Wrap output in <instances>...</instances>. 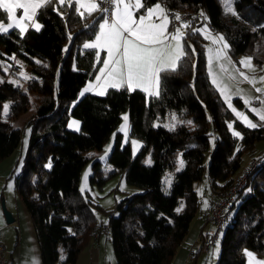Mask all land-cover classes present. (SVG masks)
Instances as JSON below:
<instances>
[{
	"label": "trees",
	"instance_id": "obj_1",
	"mask_svg": "<svg viewBox=\"0 0 264 264\" xmlns=\"http://www.w3.org/2000/svg\"><path fill=\"white\" fill-rule=\"evenodd\" d=\"M145 3L163 5L172 22L176 14L183 13L189 25L183 41L188 55L174 72L161 74L160 95L151 98L140 90L110 88L104 95L86 94L71 106L81 86L91 77L95 62L93 50L83 49L75 56L72 50L94 37L101 14L82 19L74 4L68 8L67 4L58 6L53 2L36 16L42 25L39 31L30 29L23 37L13 36L12 31L0 33L5 52L30 65L33 56L49 53L47 65H31L33 75L27 80L41 97L36 109L39 117L31 121L27 155L15 185L31 217L42 264H75L79 252L98 231L95 216L101 210L79 191L78 179L91 151L101 150L121 120L122 112L129 111V136L143 144L132 157L129 145L120 148L116 135L107 157L114 174L123 173L127 183L141 188L140 192L117 200L112 209L102 210L109 215L108 230L117 264H170L199 210L192 183L201 180L204 174L211 133L216 137L207 172L211 191L215 192L227 190L234 183L243 168V155L252 152L255 144L264 139V126H245L209 82L204 38L197 31L201 19L196 14L204 13L211 28L222 33L234 56L252 53L257 62H264V32L252 30L236 15L224 17L218 0H145ZM243 5L264 11V0H235L236 13L240 14ZM3 15L0 10V17ZM70 36L69 51L62 56V46ZM57 64L61 65L54 97L52 78ZM16 90L12 82H3L0 102L13 97ZM19 103V100L10 103L12 117L27 110V104L19 108ZM231 104L241 106L237 99ZM173 113L177 119L173 126H153L155 119L165 120ZM69 115L80 121L79 132L66 129ZM228 122H232V131ZM19 142L20 130L0 122V160ZM148 153L151 163L145 165L142 158ZM178 154L183 167L167 187L163 178L167 170L173 171ZM48 159L49 169L45 167ZM255 159L258 163L230 206L233 214L224 228L217 264H244L243 248L264 254V154ZM255 159H249L248 164ZM100 165V161H93L95 172L91 182H96Z\"/></svg>",
	"mask_w": 264,
	"mask_h": 264
},
{
	"label": "snow or ice",
	"instance_id": "obj_2",
	"mask_svg": "<svg viewBox=\"0 0 264 264\" xmlns=\"http://www.w3.org/2000/svg\"><path fill=\"white\" fill-rule=\"evenodd\" d=\"M222 2L227 3V0H222ZM56 3L60 6L67 4L68 8H72L75 4L74 10L82 19L85 18L86 14L91 17L94 12L101 13L94 39L83 45L85 49L93 50L96 61L101 67L97 70L95 83L89 84L81 95L94 89H98V95H104L109 88L120 89L124 87L128 90L140 89L149 96H159L161 74L174 72L179 62L188 55L183 43L184 34L181 27L187 28L189 25L183 23L181 27L174 26L173 31L170 32L171 20L167 10L160 3H156L154 6H146L145 0H56ZM52 4L53 0H0V10L11 21L7 25L0 23V33H7L13 28L24 33L29 27V23L26 22H31V26L39 31L42 25L36 22L35 18L39 10H46ZM141 9L143 11L137 18L136 13ZM18 10H22L19 18L17 17ZM55 10L59 11V8ZM226 12L236 14L230 5L226 7ZM154 17L160 22L156 23ZM174 18L177 21L181 19L178 14ZM204 35L205 39L211 38L213 44L224 41L223 36L212 38L206 29ZM226 48H228L227 43H223V47L216 50L215 58H227V54L223 50ZM211 51L209 49V52ZM102 52L106 54L103 60H101ZM192 52H195L194 48ZM212 59L210 56V73L212 72ZM241 64L245 67H251V59L241 61ZM221 71H227V69L221 65ZM241 75L244 74L241 73ZM231 78L234 79L235 77ZM244 79L253 85L256 82L246 75H244ZM212 82L217 85L225 101L229 102L228 106L232 108L228 89L218 83L215 75H213ZM261 82H264V77H261ZM255 90L264 95V89L257 88ZM244 103L250 107L252 113L259 117V120L264 121V109L251 107L252 102L249 99H245ZM259 103L264 104V99H259ZM8 107V105L4 106V115L7 114ZM232 111L248 127H257V124L249 120L243 113L235 108H232ZM123 120L126 128L128 117L125 115ZM187 123L191 124L192 122L188 121ZM228 127L231 129L233 125L229 124ZM234 135L243 138L239 132H234ZM133 143L136 142L133 141ZM180 165L183 167V161L180 162ZM180 210L182 209H177V211ZM246 255L255 259L250 252H246ZM33 264H37V262L33 261ZM256 264H264V261H256Z\"/></svg>",
	"mask_w": 264,
	"mask_h": 264
},
{
	"label": "crops",
	"instance_id": "obj_3",
	"mask_svg": "<svg viewBox=\"0 0 264 264\" xmlns=\"http://www.w3.org/2000/svg\"><path fill=\"white\" fill-rule=\"evenodd\" d=\"M53 2L56 3V0H53ZM155 4L156 3L151 4V5H146V6H154ZM56 5H58V4L56 3ZM161 6L163 8H165L163 5H161ZM75 7H76V5H75ZM21 11L22 10L17 11V17L18 18L20 16ZM82 11H83V9H82ZM142 11H143V9H141L139 12L136 13L137 18L139 17L140 12H142ZM167 12H168L169 18L171 20V23L169 24V31L171 32V31H173L174 26L172 23V16H171L170 12L168 10H167ZM100 14H101L100 12H94L93 13V15H96V16L100 15ZM199 14H201V13H199ZM35 20H36V22L41 24L37 20V18H35ZM154 20H155V17H154ZM10 22L11 21L6 18V14H4L3 16L0 17V23L7 25ZM99 22H100V20L98 21V23ZM155 22L159 23L160 21L155 20ZM26 23H29V27H28L27 31H29L30 29L35 30V28L31 26V22H26ZM98 23H97V25H98ZM183 23H186V21L180 22L178 25H175V27H178ZM201 29H203V31L206 29L207 32L211 34L212 38L219 37V34L222 35V33H220L219 31H216L213 28H211L208 21H206V20L202 21V22L200 21V23L198 24L197 30H199V32H200ZM10 31L13 32V36H18V37H23V35H25L27 33V31L24 33H20L19 30L16 28L10 29L8 32H10ZM200 33L202 34V36L205 40L206 71L208 74L209 82L217 90V92L219 93L222 100L225 101V98L221 94L220 89L217 87L216 84H214L212 82L213 75H215L218 83L221 84L222 86H225L228 89V95L231 98L230 100L237 99L240 101L241 106H235L233 104L238 109V111L243 113L247 117L251 116L252 117L251 121L253 123L257 124V127L264 126V121L259 120V117L255 113H252L250 111V107L245 105V103H244L245 99H249L252 102L251 107H256L258 109H264V104L259 103V99H264V95H262L261 93H257L255 90L257 88L264 89V82H261V77H264V62L261 60H260V62H257L252 53L239 54L235 58H233L228 49H223L224 52L227 54V58L216 59L215 58L216 50L221 49L223 47V43H227L226 39L224 38V41L221 43L213 44L211 38L205 39V35L202 32H200ZM93 39H94V37L92 39H88L84 42L85 43L90 42ZM208 40L211 41V43H209ZM209 49H211L212 51L209 52ZM105 55H106L105 53H103V52L101 53V60L104 59ZM41 56L48 58L49 53L48 52H41V53L33 56L30 60L31 64L36 63L37 59L40 58ZM210 56L213 58L212 64H211V68H212L211 73L209 72V57ZM247 56H250L252 59L251 67H245L244 65L241 64V61L248 59V58H246ZM11 57L12 58L15 57V61H18L20 63L19 64L20 66L24 63L25 66L29 67L28 68L29 73L27 74L28 77L24 80V83H26L27 85L30 84L29 81H27V80H30L31 75H33L32 71H31V67H30L31 65L28 64L27 62L23 61L22 59L18 58L16 55H13ZM47 61H48V59H47ZM221 65H223L227 69V71H221ZM100 67H101V65L99 63H97L96 57H95L94 70L92 72V75L81 86L79 92H83V90L86 87H88L89 84L95 83V77L98 74L97 70ZM252 69H254V70H252ZM250 70L257 73V76H255V77L251 76ZM241 73L248 76L250 79L255 80L256 81L255 84L253 85L252 83H249L248 80H245L244 75H241ZM251 74H253V73H251ZM231 77H235V78L233 79ZM19 80L23 81L22 77ZM5 81L12 82L13 85L17 87V89L23 88L22 87L23 84H20V82H17V83L13 82L11 80V78L9 79V76L4 78V81H2V83ZM2 83H0V84H2ZM52 87H53V85H52ZM109 89H107L106 92ZM135 90H140V89H135ZM97 91H98V89H94V90H91V91H88L85 93L98 95ZM130 91H132V90H130ZM140 91H142V90H140ZM142 92L146 95L147 98L154 97V96H149L144 91H142ZM226 103L228 105L229 102H226ZM229 109L231 110L232 108L229 107ZM24 113H21L18 115V117H19L18 120L16 118L13 120V117H11V118L9 117V121H10L9 125L11 126V128H16V129L18 128L20 130L19 122H24L21 124H25V122L26 123L29 122L25 118H22ZM10 114H11V110H10ZM125 115L128 117L127 112L124 113V116ZM233 115L236 117L235 113ZM171 117H173V114L169 117H165V121H162V122H161V119H159V120L155 119L153 122V126L156 127L158 125H162L165 127H169L168 125H166L167 121H169V123H172L174 125L177 121L176 116H175V119H173V120L171 119ZM237 119H239V118H237ZM128 121H129V117H128ZM128 121H127V126H128V130H129ZM2 124L5 125V122H2ZM243 124L245 126H247L245 123H243ZM67 125H68V123H67ZM124 125H125V121H124ZM112 135H113V132L109 135L108 138H111ZM133 141H135L136 143L134 144ZM262 141H264V139ZM28 143H29V141L27 142V148H28ZM257 143L255 144L252 152H250L248 154L247 153L244 154L248 158L246 160V164L244 165V167L248 165V162H249L248 160L250 158H252V157L257 158L261 154H264V147L260 148ZM142 144H143L142 141H140L139 139L132 138L128 144L130 147L131 154L132 155L135 154L136 150H138V152H139ZM27 148H26L25 152L22 154L23 148H20V150H18V146H17L8 156H6L5 158H3L0 161H3L4 159H7V158L13 159L15 157L18 158L17 161H19L20 159H22V161H24V159L27 155ZM138 152L135 155H137ZM135 155H133V156H135ZM181 161L182 160H180V158H179L177 161V164H180ZM142 163H143V161H142ZM100 167H101V165L99 166V170L101 169ZM22 171H23V168H21L20 173L15 177L14 186L16 185L17 177L22 173ZM3 172H4V167H0V174ZM98 173H99V171H98ZM0 178H1V175H0ZM172 179H173V177H172ZM116 186H117V183H116ZM15 191H16V189H15ZM138 192H140V190ZM16 194H17V192H16ZM101 196H102V198L100 200H101L102 204H100L98 202V204H97L98 209L101 211L103 209L104 210H107L110 208L112 209L114 207V204H115L114 193L110 192V193H107V195H105V196H103V195H101ZM17 197H18V199L16 201L15 207H12V208L8 207L6 202L4 201L3 192L0 191V242H2L4 245V254H5V258L7 259V264H33V261H36L37 264H42V260L40 257V249H39L35 229L33 227L32 221H31V217H30L22 199L20 198V196L18 194H17ZM2 201L4 202L7 210L11 212V214L14 218V220L10 223H7L4 219L3 212H2V205H1ZM206 204L208 205L207 209L203 210L202 208H199L198 212L192 218L190 225H189V228H188V231L186 232L182 242L180 243V245L176 249V252L174 253V255L172 257L170 264H193L194 259H195L194 264H197L198 255H199L198 252H200V253L202 252V251H200V245H201V237L200 236L205 231L212 229L211 225L209 223H206V221H205L207 211L209 210L208 197H207ZM96 214H99V213L96 212ZM95 218L98 220V218L96 216H95ZM100 224H102V223L100 222ZM106 225L108 226V223ZM99 231L100 230H98L96 232V234L95 233L92 234L87 246H85L79 252V254L76 258L75 264H117L116 259H115V255H114L113 247L107 248V242L104 243V245H103L102 241H101L103 234H105L104 242L107 239V237L110 238L109 230L107 229L108 232H101V231L99 232ZM192 253H193V260H190L189 257H190V254H192ZM204 264H206L205 260H204Z\"/></svg>",
	"mask_w": 264,
	"mask_h": 264
},
{
	"label": "rangeland",
	"instance_id": "obj_4",
	"mask_svg": "<svg viewBox=\"0 0 264 264\" xmlns=\"http://www.w3.org/2000/svg\"><path fill=\"white\" fill-rule=\"evenodd\" d=\"M218 1L222 6L224 17L226 15H233L232 12H226V7H228L229 5L232 8V10L236 13L235 0H227V3L222 2V0H218ZM239 12L241 15L238 13H236L235 15H236V17H239L241 19V21L243 20L242 22L249 24L250 28L252 30L256 31L257 33H263L264 32V11L256 9L252 6H244L243 5V6H241V10ZM200 13H203V12H200ZM206 21H207V19H206ZM181 25L178 27H181ZM197 26H198V24H197ZM181 31L185 33L186 28L181 27ZM200 32H202L204 34L203 29H201ZM219 36H222V35L219 34ZM70 37H68V39L64 42V44L62 46V56H65L69 51V46L71 43ZM208 42L211 43V41H209V40H208ZM84 43L85 42L83 41L79 45L78 48L77 47L73 48L72 54L74 56L76 55V53L78 51L85 49L83 47ZM204 45H205V40H204ZM226 49H228V48H226ZM13 55H15V54H12V55L8 54L7 55V53L5 52V48L0 44V83H2V81H4V78L9 76V79L11 78V80L13 82H16V83L20 82V84H23V86H22L23 88L17 89L14 92L13 97L5 99V100L0 102V114H1L0 115V122H5L6 127H11L9 125V123H10L9 117L10 118L12 117V113L10 114V109L8 107V112L6 115H4V106L5 105L9 106L10 103L14 100H19L21 102L18 105L19 108H21L25 104L28 105V108L25 111V113L23 112L24 114H23L22 118H25L29 122L28 123L25 122V124H21L24 122H19V125H20V142L18 145V150H20V148H23V152H22V154H23L27 148V142H28L30 134H31V131H29L32 128L31 121H33L34 119H37L39 117L36 113V109H37V101L41 97L34 90V85L32 83H30L28 85L26 83H24V80L28 77L27 74L29 73V71H28L29 67L25 66L24 63L20 66L19 65L20 63L18 61H15V59H13L11 57ZM231 56L233 58L236 57L234 55H231ZM246 58L251 59L250 56H247ZM47 59L48 58L41 56L40 58L37 59L36 63H33L31 65L41 64V63H43L44 65H47V63H48ZM251 62H252V59H251ZM60 65L61 64L56 65L55 72H54V75L52 78V83H53L52 95L54 97L56 95V87H57L58 75L60 72ZM72 69H75L74 61H72ZM251 73H253V74H251ZM250 75L255 77V76H257V73L250 70ZM21 77H22L23 81L19 80ZM81 93L82 92H78L77 96L70 102L71 106L74 103H76L81 97L86 95V93H84L83 95H81ZM233 101H234L233 99L230 100V102H233ZM231 105H232V108H235L238 111V109L233 104H231ZM230 111L232 114H234L232 112V109ZM125 112H127V114H129L128 110ZM125 112L121 113V120L119 121L116 128L113 130L112 137L108 138L106 140V142L103 144L101 150L91 151V154H90L91 158L84 164V166L82 167V169L80 171V175H79V179H78L79 191L81 193H83L85 196L91 198L95 204H98V202L100 204H102L101 200H100L102 198L101 195L105 196V195H107V193H110V192L114 193L115 202H116L117 200H120L121 198H123L127 195L138 193V191L141 190V188L136 187V185H129V183H127V181H126L125 175L122 174L121 172H119V173L116 172L114 174L113 168L111 167V165L107 161V157H108L109 153L111 152V150L115 144L116 135H119V144H120L119 146H120V148H123L124 146L128 145L130 140L132 138H134V137L129 136L128 126L126 128L124 127L125 125H124L123 117H124ZM19 114L16 113L13 116V120L15 118L18 120ZM174 114L175 113H173V116H175ZM171 119L173 120V117H171ZM248 119L251 120L252 117L249 116ZM162 121H165V120H161V122ZM73 122H75V123H73ZM67 123H68V125H67ZM67 123H66V129L71 130V131H76V132L80 131V121L77 118L69 115ZM242 123H244V122H242ZM229 124H232V122H228V125ZM166 125H168L169 127L173 126V124L169 123V121L166 122ZM229 130L232 131L233 127L231 129L229 128ZM210 132H211V129H210ZM215 137H216V134L211 133L209 148L205 152V158H204L205 169H204V174L202 176V179L198 180V181H194L192 183V188H193V190H195V192L198 196L199 208H202L203 210L207 209V206H208L206 204L207 197L209 200V195L212 192L211 191V185H210V179L208 177V172H207V165L209 163V155H210V152H211L212 147L214 145ZM257 144L260 148L264 147V141H260ZM137 152H138V150H136L135 154ZM135 154H133V155H135ZM179 158H180V160H182L181 157L179 155H177V159H179ZM247 159L248 158L246 155H244L242 157V160H243V164H242L243 166L242 167H244V165L246 164ZM17 160H18V158L15 157L13 159L7 158V159H4L3 161H0V167H4V172L0 174L1 175L0 191L3 192L4 201L6 202L7 206L11 207V208L15 207L16 201L18 199L16 191H15V186H14L15 177L20 173L21 168H23V164H24V161H22V159H20L19 161H17ZM93 161H100L101 162V167H100L101 169L99 170V173L96 175V182L90 181V177L95 172V170L92 167ZM142 161H143V164L149 165L151 163L150 154L149 153L146 154L142 158ZM50 162L51 161L49 159L46 160V162H45V167L47 169L50 168V166H49ZM181 168H182L181 165L176 163L175 166L173 167V171H172V169H170V170H167L165 172V175L163 178L164 184H167L170 180V183L167 184V187L171 184V182L173 180L172 177L174 176V174L176 172L180 171ZM110 172H112L113 174H110ZM98 179H101L102 181L98 182ZM116 183H117V186H116ZM110 209H107V210H110ZM233 210L235 211V207L233 208ZM96 212L99 213V214H96V217L98 218V220H96V226L98 227V230H100L101 232H108L106 229V228H108V226L106 224L108 223L109 215L103 211H96ZM232 214H233V211H232ZM100 222L102 224H100ZM226 224L224 225L222 230L219 232L218 238H217L214 246L211 248V250L209 252H201V253L198 252L199 255H198L197 264H204V260L206 261V264H217L218 257H219L220 251H221V238H222V235L224 233V228H225ZM211 228L215 229L213 227V225H211ZM104 236H105V234H103L102 238H101L102 244L104 245V243L107 242V248H112L111 239L109 237H107V239L104 242ZM246 252L252 253L255 259L248 257L246 255ZM242 254L244 255V258H245L244 264H256V261H264V254H258L257 252H254V251L247 249V248L242 249ZM189 259L193 260L192 257H189ZM194 263H195V259H194L193 264Z\"/></svg>",
	"mask_w": 264,
	"mask_h": 264
},
{
	"label": "built area",
	"instance_id": "obj_5",
	"mask_svg": "<svg viewBox=\"0 0 264 264\" xmlns=\"http://www.w3.org/2000/svg\"><path fill=\"white\" fill-rule=\"evenodd\" d=\"M196 15L200 17L201 20H206L205 15H201L199 13H197ZM180 18L181 19L179 21L174 19V21L172 22L173 26L187 20V16L183 13L180 14ZM256 160L257 159L253 160L241 170L240 175L235 179L234 183L227 190H224L222 192L212 191L210 193L209 210L207 211L205 221L206 223L213 225L215 229L205 231L203 234H201L200 251L209 252L214 246L219 232L222 230L224 225L229 222L232 216V210L230 206L232 205L238 191L242 188L243 185L246 184L248 173L258 163ZM190 257L193 258V253L190 254ZM0 264H7V259L5 258L4 254V245L2 242H0Z\"/></svg>",
	"mask_w": 264,
	"mask_h": 264
},
{
	"label": "water",
	"instance_id": "obj_6",
	"mask_svg": "<svg viewBox=\"0 0 264 264\" xmlns=\"http://www.w3.org/2000/svg\"><path fill=\"white\" fill-rule=\"evenodd\" d=\"M1 205H2V212H3V216H4L5 221L7 223L12 222L14 220V218H13L11 212L7 210V208H6V206H5L3 201L1 203Z\"/></svg>",
	"mask_w": 264,
	"mask_h": 264
},
{
	"label": "clouds",
	"instance_id": "obj_7",
	"mask_svg": "<svg viewBox=\"0 0 264 264\" xmlns=\"http://www.w3.org/2000/svg\"><path fill=\"white\" fill-rule=\"evenodd\" d=\"M206 17V16H205ZM187 21V20H186ZM201 21H203V20H201Z\"/></svg>",
	"mask_w": 264,
	"mask_h": 264
}]
</instances>
